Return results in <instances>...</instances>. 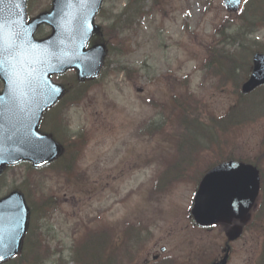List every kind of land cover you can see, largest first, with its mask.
Wrapping results in <instances>:
<instances>
[{
    "label": "rangeland",
    "instance_id": "obj_1",
    "mask_svg": "<svg viewBox=\"0 0 264 264\" xmlns=\"http://www.w3.org/2000/svg\"><path fill=\"white\" fill-rule=\"evenodd\" d=\"M50 1L28 0V14L36 7L37 12L49 7ZM247 2L263 8L256 0ZM139 7L143 16L136 13ZM252 12L257 13L244 3L231 13L223 0L104 1L95 18L103 28L92 39L108 47L100 76L83 81L82 91L69 73L53 78L64 84L65 100L77 103L67 113L64 106L59 108L68 127L62 126L60 133L56 130L58 137L64 134L58 138L63 143L74 141L68 133L83 136L75 172L63 177L46 170L31 171L28 163H22L5 170L0 179V196L15 187L33 204L37 215L32 229L40 230L50 247L43 263L37 264H75L70 247L99 225L120 238L122 247L127 245L122 260L114 249L105 254L113 264H209L222 256L223 230L198 229L188 216L196 187L194 176H189L191 168L178 172L183 180L163 195L151 194L150 187L156 176L172 172L163 158L176 152L165 136H180L181 122L177 113L165 114L164 106L172 103V96L178 102L185 93L195 102L185 107L182 119L190 128L196 127V140L198 133L202 136L200 147H189L196 151L188 155L193 166L232 156L254 160L263 172L264 116L236 120L235 112L229 114V105H236L237 97L231 81L215 75L212 61L237 46L236 42L243 44L244 61L251 60L247 50L264 48V27L252 28L248 20ZM238 106H234L237 117ZM222 117L231 121L230 130L220 127ZM158 120L165 121L163 137L155 130ZM209 142L212 147L207 148ZM165 160L174 163L176 156ZM185 162L191 164L187 158L181 161ZM42 193L53 203L43 220L37 200ZM125 225L139 229L145 240L130 238ZM261 243L255 227L248 228L230 244L228 264H253Z\"/></svg>",
    "mask_w": 264,
    "mask_h": 264
},
{
    "label": "water",
    "instance_id": "obj_2",
    "mask_svg": "<svg viewBox=\"0 0 264 264\" xmlns=\"http://www.w3.org/2000/svg\"><path fill=\"white\" fill-rule=\"evenodd\" d=\"M241 0H224L226 9L237 10ZM101 0H53L52 10L25 23V0H0V74L6 84L0 96V171L21 159L42 166L54 160L60 148L37 130L41 112L62 96V88L50 74L75 68L78 79L94 77L104 56V47L84 50L88 36L96 30L93 14ZM45 22L52 28L46 39L32 38L35 26ZM251 75L242 92L264 84V54L252 58ZM259 173L251 164L229 160L210 169L199 182L192 215L199 225L246 221L259 189ZM22 195L12 192L0 200V256L18 249L27 220ZM238 229L232 233L235 236ZM225 254L219 263L225 264Z\"/></svg>",
    "mask_w": 264,
    "mask_h": 264
},
{
    "label": "trees",
    "instance_id": "obj_3",
    "mask_svg": "<svg viewBox=\"0 0 264 264\" xmlns=\"http://www.w3.org/2000/svg\"><path fill=\"white\" fill-rule=\"evenodd\" d=\"M258 3L262 4L263 8L259 9L254 8L253 1L252 2H246L245 6H250L251 10H255L256 12H252V18L248 19L250 24H254L258 27H264V0H256ZM140 7L137 9V12H139ZM124 13V12H123ZM123 36V35H119ZM240 46L238 49L237 47ZM250 46V45H249ZM248 46V49H249ZM243 48L242 42L237 44V46L227 49L222 55L218 56L217 58L212 59L214 63H216V68L218 75H220L221 79L223 80H230L231 85H233L234 92L237 94V102L236 105L232 106V109L229 111V114H233L235 112V107L241 105L244 107V113L237 117L235 116L236 120H249V119H256L257 117L264 116V111L261 112V108L264 106V86L260 87L256 91H254L251 94L243 95L239 92V83L247 78V75L250 70V62L244 61V57H242L243 52H241V49ZM257 49L262 50V48L257 47ZM255 49V50H257ZM247 52H250L247 50ZM74 84L76 85V89L78 91H82L81 86L82 84H79L77 81L73 80ZM70 100H65L63 97L62 100L59 103V108H62V106L65 107V112L72 108L77 103L75 102L73 105H71ZM190 106V105H188ZM240 107V106H238ZM242 108V107H240ZM59 115V114H58ZM222 122L220 124V127L224 130H230L232 123L231 121H227L225 118H221ZM54 124L56 128H58L59 133L60 129H62V126L66 127V121L64 116L59 115L57 118V121H54ZM195 128V127H194ZM58 136V135H57ZM64 134L59 135L61 139H63ZM69 139H71L69 134L67 135ZM74 141H70L68 143L60 142L63 148L62 156L59 158L54 165V170L57 174H63L66 176L68 173H72L77 164L78 159V153L83 148L84 140L83 136L81 135H75ZM264 139V138H263ZM210 142L207 144V148H210ZM196 153L195 150H191V154ZM260 157H264V145L261 147V154ZM66 159L65 166L61 165V160ZM242 159V158H240ZM246 160V159H244ZM31 171H35L34 169H30ZM261 188H260V196L259 200L257 202V206L255 210H253L251 221L247 226H254L257 227L256 229L260 232L261 237H263V242L261 245V251L255 258V262L253 264H264V176L261 177L260 180ZM35 186H33L34 188ZM30 189V191L33 190ZM45 194L39 195L37 198L38 202L40 203V211H39V218L44 219L46 216V213L52 209V204L47 197H45ZM31 204V215L34 218L35 215V209L33 208V204ZM29 234V232H28ZM27 234V238L25 240L24 248L27 251L29 249V253H32V255L26 254V261L31 264H36L38 261L42 260V257L50 253V247L48 244H46V241L44 237L42 236V233H35L33 235V238L31 237L29 239ZM88 236V237H87ZM112 247V244H107L106 240L104 238L101 239L100 235L96 232H90L85 233L84 237L79 238V240L75 241L72 248V257L74 258L75 264H102L105 261V254L109 253V249ZM109 258H106V261H108ZM104 262V264H105Z\"/></svg>",
    "mask_w": 264,
    "mask_h": 264
},
{
    "label": "snow or ice",
    "instance_id": "obj_4",
    "mask_svg": "<svg viewBox=\"0 0 264 264\" xmlns=\"http://www.w3.org/2000/svg\"><path fill=\"white\" fill-rule=\"evenodd\" d=\"M3 257L2 256H0V259H2Z\"/></svg>",
    "mask_w": 264,
    "mask_h": 264
}]
</instances>
